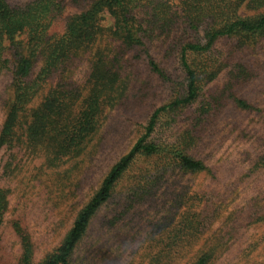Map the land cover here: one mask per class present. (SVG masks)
Instances as JSON below:
<instances>
[{"label": "rangeland", "instance_id": "374dc122", "mask_svg": "<svg viewBox=\"0 0 264 264\" xmlns=\"http://www.w3.org/2000/svg\"><path fill=\"white\" fill-rule=\"evenodd\" d=\"M32 1L8 0L12 6ZM180 1L173 0L175 9ZM88 3L64 0L49 28L52 41ZM137 17L147 31L143 45L128 46L113 33L115 19L104 9L95 42L52 74L19 121L13 145L0 146V187L7 192L0 264H20L18 228L31 238L35 264L52 254L112 166L145 133L154 111L187 95L181 47L191 40L204 42V33L194 35L176 23L156 24L145 10ZM27 40L23 33L6 41L0 137ZM38 57L33 76L43 62ZM150 58L164 76L152 69ZM188 59L204 83L198 99L160 114L150 140L164 151L135 159L93 216L69 264H191L209 243L224 249L211 264H264V220H257L264 213V35L220 37L209 52H189ZM96 63L118 73L114 91L102 104L88 141L54 160L29 144V113L61 83L67 95L78 93V114L94 100L90 80ZM174 149L203 161L208 170H182Z\"/></svg>", "mask_w": 264, "mask_h": 264}, {"label": "trees", "instance_id": "16d2710c", "mask_svg": "<svg viewBox=\"0 0 264 264\" xmlns=\"http://www.w3.org/2000/svg\"><path fill=\"white\" fill-rule=\"evenodd\" d=\"M79 2L80 0H72ZM87 7L73 14L69 19L64 34L60 37H49V28L54 14L63 9L64 0H35L25 6H12L8 0H0V75L6 69V41L27 34V53L21 55L14 71V99L7 111L1 131L0 146H12L15 129L21 118L28 116L29 105L38 95L45 82L61 66L73 59L80 51H85L93 44L101 32L100 13L108 9L114 17L113 33L128 46L143 45V19L138 18L139 10H145L154 23L163 26L181 24L190 33H204L202 42L199 39L185 42L181 47L180 64L187 76V95L156 109L146 126L145 133L134 146L123 155L110 169L101 186L87 204L79 211L73 226L67 232L60 246L39 264H69L75 248L83 239L90 222L99 208L111 197L115 185L131 164L140 155H154L164 148L150 137L155 131L161 113L174 111L194 103L204 86L198 72L191 66L188 53H207L220 37L240 34L248 36L264 35V0H181L174 8L173 0H88ZM174 8V9H173ZM250 10L252 16L242 14ZM42 55L43 62L37 75L33 68ZM152 69L164 76L156 62L150 58ZM92 74L93 101L86 102L76 114L75 106L78 93L63 91L59 83L53 92L44 97L42 103L31 110V121L26 126V138L33 147L54 156V160L74 154L88 141V137L99 124L98 113L104 102L114 91L118 73L108 72L104 65L96 63ZM212 76L211 78H213ZM239 105H249L239 100ZM77 148V149H76ZM173 157L184 171L203 172L208 166L201 160L185 154L179 149L172 150ZM264 161V157L262 158ZM7 208V192L0 187V227ZM257 220H264V213ZM22 243L20 264L33 262L34 246L27 233L18 228ZM223 237H220V240ZM219 240V238H218ZM224 249L212 243L199 250L198 256L191 264H211Z\"/></svg>", "mask_w": 264, "mask_h": 264}]
</instances>
